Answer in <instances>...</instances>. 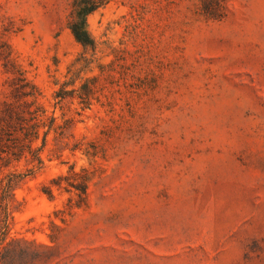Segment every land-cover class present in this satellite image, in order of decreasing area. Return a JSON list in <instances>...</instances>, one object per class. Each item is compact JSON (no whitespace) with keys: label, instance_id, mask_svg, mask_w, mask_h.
Returning a JSON list of instances; mask_svg holds the SVG:
<instances>
[{"label":"rangeland","instance_id":"1","mask_svg":"<svg viewBox=\"0 0 264 264\" xmlns=\"http://www.w3.org/2000/svg\"><path fill=\"white\" fill-rule=\"evenodd\" d=\"M0 135V264H264V0H0Z\"/></svg>","mask_w":264,"mask_h":264},{"label":"trees","instance_id":"2","mask_svg":"<svg viewBox=\"0 0 264 264\" xmlns=\"http://www.w3.org/2000/svg\"><path fill=\"white\" fill-rule=\"evenodd\" d=\"M75 6H76L75 18H74V22H72V25L70 27L72 30V33L79 43H81L84 46H92L93 47L95 45V42L87 30L86 20H87V16L90 13H92L96 9V7L94 5L91 6V4L86 3V2H80L78 4L76 3ZM39 111L40 110H36V112H38V114H37L34 122L32 124H29L26 127V130H23V131H25L24 136H23V140L29 144L30 150L32 152H38V149H35L33 147V143H34V140L40 136V130L41 129L45 130V131H43V134H44L43 147H45L48 144V136H49L50 132L53 129H55L56 119L55 118H48L45 115L44 111L41 110L40 113H39ZM16 117L18 119H21L22 121L24 120L18 114H16ZM1 139L2 138L0 135V141H1ZM0 149H2L1 145H0Z\"/></svg>","mask_w":264,"mask_h":264}]
</instances>
